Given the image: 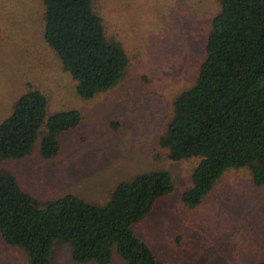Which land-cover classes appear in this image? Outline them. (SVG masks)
Listing matches in <instances>:
<instances>
[{
	"label": "rangeland",
	"instance_id": "rangeland-1",
	"mask_svg": "<svg viewBox=\"0 0 264 264\" xmlns=\"http://www.w3.org/2000/svg\"><path fill=\"white\" fill-rule=\"evenodd\" d=\"M108 39L129 57L113 89L82 99L77 82L45 40L43 0H0V125L19 99L39 90L48 115L82 113L81 126L60 137L61 152L43 159L40 144L23 160L4 163L21 186L41 200L69 194L106 204L124 180L156 170L171 172L175 192L159 200L136 235L167 264H264V188L248 169H230L200 206L182 203L200 159L174 161L158 142L173 104L191 88L205 58L217 0H95ZM0 264H29L26 252L0 235ZM53 264H79L67 246ZM95 264V263H90ZM111 264H126L115 256Z\"/></svg>",
	"mask_w": 264,
	"mask_h": 264
},
{
	"label": "trees",
	"instance_id": "trees-1",
	"mask_svg": "<svg viewBox=\"0 0 264 264\" xmlns=\"http://www.w3.org/2000/svg\"><path fill=\"white\" fill-rule=\"evenodd\" d=\"M45 40L90 100L124 79L129 57L108 39L95 0H43ZM196 83L173 104L158 145L174 161L200 159L182 203L194 209L230 169H248L264 188V0H217ZM48 99L30 90L0 125V235L24 250L29 264H53L56 247L67 246L79 264H167L135 233L157 202L176 189L168 170L121 181L99 205L69 194L41 200L27 192L4 163L23 160L40 144L43 159L61 152L60 137L77 130L75 109L48 115ZM263 264V263H262Z\"/></svg>",
	"mask_w": 264,
	"mask_h": 264
}]
</instances>
